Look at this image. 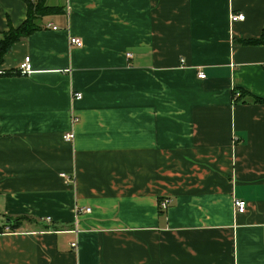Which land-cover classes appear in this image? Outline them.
<instances>
[{"label": "crops", "instance_id": "crops-1", "mask_svg": "<svg viewBox=\"0 0 264 264\" xmlns=\"http://www.w3.org/2000/svg\"><path fill=\"white\" fill-rule=\"evenodd\" d=\"M45 4L0 64V264H264V0Z\"/></svg>", "mask_w": 264, "mask_h": 264}, {"label": "trees", "instance_id": "trees-1", "mask_svg": "<svg viewBox=\"0 0 264 264\" xmlns=\"http://www.w3.org/2000/svg\"><path fill=\"white\" fill-rule=\"evenodd\" d=\"M25 2V9L26 14L25 18L17 25V27H8L6 31H4L2 34H0V64L2 62V58L10 48V46L17 42L22 37H25L29 34H31L34 30L39 29L40 25L36 22L37 19L41 16H44L46 14L51 13H58L60 12L61 8H57L55 6H49L45 4V0H23ZM261 33L256 39H248L247 41H243L244 44H257L261 45L264 44V22L261 27ZM0 75H19L17 71H5L3 73H0ZM239 95L238 97H235L233 102L235 100H238L240 97H242V92L238 91ZM251 96V95H250ZM252 101L254 102H260L259 98H256L255 96L250 97ZM18 219H13V221H17ZM13 222V223H14ZM12 226V224L9 225V227Z\"/></svg>", "mask_w": 264, "mask_h": 264}, {"label": "built area", "instance_id": "built-area-1", "mask_svg": "<svg viewBox=\"0 0 264 264\" xmlns=\"http://www.w3.org/2000/svg\"><path fill=\"white\" fill-rule=\"evenodd\" d=\"M244 16H242L241 14H232L230 15V20H242ZM54 28V27H53ZM68 44L69 45H73V46H80L81 45V40L78 37H69L68 39ZM129 53H126V57H129ZM32 71V66L30 65V61H29V57L28 56H24L23 59L21 60V62L18 65V69H17V73L21 74V75H27ZM198 78H203L204 75H202V73L198 72L197 74ZM239 92L238 91H234L233 94L231 95V100L233 101L235 97H238ZM81 94L80 93H72L71 97L73 99H77L80 98ZM62 139L65 141H71L73 136L71 132H64V134H62ZM61 176L63 177V175L61 174ZM232 206H233V210L236 214L241 213L244 211L245 208V202L241 199H233L232 200ZM168 203V198H164L161 199L157 202L158 205V209L159 210H164L167 207ZM74 220L77 219L78 217L81 216V214H87L90 212V208L88 207H74ZM46 221L48 220V218L45 219ZM75 242H71L70 246L72 248L75 247Z\"/></svg>", "mask_w": 264, "mask_h": 264}]
</instances>
